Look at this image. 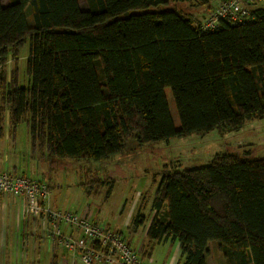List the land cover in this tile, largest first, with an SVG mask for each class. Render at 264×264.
<instances>
[{
	"label": "trees",
	"instance_id": "trees-1",
	"mask_svg": "<svg viewBox=\"0 0 264 264\" xmlns=\"http://www.w3.org/2000/svg\"><path fill=\"white\" fill-rule=\"evenodd\" d=\"M85 1L87 9L78 0H0V64L29 41L30 84L13 80L5 102L48 159L104 161L264 117V6L245 24L201 32L160 8L183 0ZM151 208L145 235L178 242L179 264H206L210 241L224 264H264V157L222 152L205 166L163 171ZM143 222L137 214L134 224Z\"/></svg>",
	"mask_w": 264,
	"mask_h": 264
},
{
	"label": "rangeland",
	"instance_id": "rangeland-1",
	"mask_svg": "<svg viewBox=\"0 0 264 264\" xmlns=\"http://www.w3.org/2000/svg\"><path fill=\"white\" fill-rule=\"evenodd\" d=\"M217 1L183 0L160 8L177 9L195 25ZM7 2L2 0L3 4ZM79 3L82 8H88L85 0H79ZM153 9L151 7L149 10ZM26 16L29 20V9L26 10ZM28 55L29 41L26 40L16 55L8 52L6 63L0 64V73L4 74L7 84L0 90V166L6 164L11 172L48 184L50 189L47 202L52 209L78 214L87 210L90 219L98 226L120 231L142 264H167L176 246L172 240L152 243L145 235V228L153 218L150 202L163 171L205 166L216 153L222 152L240 155L250 153L255 157H264L263 117L246 120L242 128L236 131L225 134L217 130L193 132L137 147L104 161L48 159L44 146H32L26 122L13 124L10 108L4 98L8 84H13V80L21 87L30 84L26 72ZM164 91L172 120L178 127L179 120L169 87ZM137 214H143L144 222L140 226L134 224ZM29 235L21 233L18 238L26 240ZM15 240V237H9L6 249L8 252L15 250L21 253L22 242L15 245ZM209 243L215 247L207 245L208 256L211 250H217L215 242ZM23 252L24 257L18 260V264L25 263L26 257L30 261L37 260L36 264H53L54 255L60 257L62 254L67 264H71V253L65 248H57L55 251L54 248L50 249L49 241L48 245L37 247V259L30 245L27 247L26 244Z\"/></svg>",
	"mask_w": 264,
	"mask_h": 264
},
{
	"label": "built area",
	"instance_id": "built-area-1",
	"mask_svg": "<svg viewBox=\"0 0 264 264\" xmlns=\"http://www.w3.org/2000/svg\"><path fill=\"white\" fill-rule=\"evenodd\" d=\"M264 0H218L195 24L201 32L215 30L221 22L245 24L252 19L251 10ZM0 192L18 196L23 202V215L42 218L52 239L61 246L78 251L80 264H142L120 231L102 228L90 219V213L52 209L47 199L48 185L40 180L0 170ZM62 226L79 231V236H65Z\"/></svg>",
	"mask_w": 264,
	"mask_h": 264
},
{
	"label": "crops",
	"instance_id": "crops-1",
	"mask_svg": "<svg viewBox=\"0 0 264 264\" xmlns=\"http://www.w3.org/2000/svg\"><path fill=\"white\" fill-rule=\"evenodd\" d=\"M258 6H261V5H258ZM2 169L9 170V167L5 164L2 167L0 166V170ZM150 206H151V202H150ZM147 227L148 226H146V228ZM146 228H145V231H146ZM134 231H137V229H134ZM62 232L65 236H71V237L79 236V231L74 230L72 227H69V226H63ZM21 233L23 235L25 233H28V234L30 233L31 237L29 235V237H27L26 240H23V239L20 240L18 236ZM9 237L10 239H12L13 237L16 238L15 245L17 244V242L19 244H21L22 242V245H21L22 252L21 253L16 252L15 250L14 252L7 251L6 242ZM47 239L49 241L50 249L54 248V251H55L57 248H65L71 253V264H77L79 262L78 251L74 249H70L66 246L58 245L57 243H55V241L49 235V231L47 230L46 224L42 218L34 219L32 216L23 215V202L21 198H19L18 196H13L9 193L0 192V264H18V260L21 259V257L22 258L24 257L23 248L24 246H26V244H27V247L30 245L31 252H33V256L36 254L35 256L37 259L38 257V254L36 253L37 247L39 245H46V244L48 245ZM154 242H157V241H153L152 243ZM175 243H176V246L173 252V256L170 257V260L168 261L167 264H179L180 262L181 255H180V250H179V244L178 242H175ZM208 245L211 247L212 246L215 247V245L211 243H208ZM15 249H18V248L15 247ZM210 256H211V264H224L222 255L218 250H215V251L211 250ZM210 256L206 254V257H205L206 264H210L209 263ZM53 259H55L56 264H67V261L63 257V254L60 257L57 255H54ZM36 263H38L37 260L30 261V259L28 260V257H26L25 263L23 264H36Z\"/></svg>",
	"mask_w": 264,
	"mask_h": 264
}]
</instances>
